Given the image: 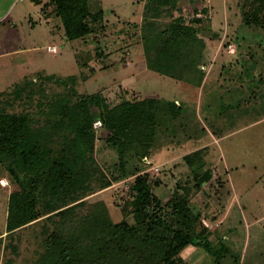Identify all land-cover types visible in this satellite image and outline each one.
<instances>
[{
    "label": "rangeland",
    "instance_id": "obj_1",
    "mask_svg": "<svg viewBox=\"0 0 264 264\" xmlns=\"http://www.w3.org/2000/svg\"><path fill=\"white\" fill-rule=\"evenodd\" d=\"M240 1L202 0L200 10L205 9L208 15L195 28L206 46L204 68L210 73L207 78L212 85L202 89L146 68L138 45L144 0L89 1L92 11L100 7L104 12V29L99 28L94 38L98 44L91 43V39L66 40L61 22L50 8L42 9V5L29 0H0V100H9L8 113H33L32 118L41 113L35 105L38 100H54L55 105L48 106V120L37 114L39 119L33 121L57 122L54 145L71 144L67 114L77 107L80 97L99 94L107 106L126 98L162 99L154 139L146 147L129 145L133 150L125 153V160L128 171L146 169L150 182L159 180L163 184L154 190L163 201L182 192L179 187L189 189L188 207L194 215H201L209 242L205 246L189 244L179 253L176 264H264V43L256 42L257 35L264 38V30H241V14L236 10ZM185 3L186 0L179 1L177 13L165 10L161 22H168L172 16L186 24L190 22L199 8ZM236 32L244 34V41H232L230 35ZM241 43L242 49L238 46ZM229 45H233L234 52H228ZM51 47H56L55 53L47 51ZM78 62L85 63L88 69L82 71ZM90 71L93 76L74 86L78 96L69 92L70 86L43 78L79 77L81 72L89 76ZM60 98L65 100L64 105H56ZM90 114L98 121V110ZM212 132L214 137H210ZM223 133L226 135L218 136ZM204 136L209 141L207 147L187 154L192 156V166L184 165L180 158L174 160V165L162 164L164 158L182 150L171 151V146L184 142L191 151L199 144L195 138ZM42 138L49 145L45 134ZM88 138L93 141L90 155L104 175L111 177L121 172L119 151L108 145L109 133L103 128L95 130L92 124ZM144 152L148 164H144L145 156L140 160ZM196 158H201V166L195 163L200 161ZM194 173L209 175L210 183L195 190ZM133 179L111 183L83 202L87 206L102 202L113 223L125 220L133 224L132 216H125ZM1 180L8 184H0V264H30L40 246L30 241L19 251L10 250L5 228L14 189L5 177Z\"/></svg>",
    "mask_w": 264,
    "mask_h": 264
},
{
    "label": "trees",
    "instance_id": "obj_2",
    "mask_svg": "<svg viewBox=\"0 0 264 264\" xmlns=\"http://www.w3.org/2000/svg\"><path fill=\"white\" fill-rule=\"evenodd\" d=\"M89 1L46 0L42 9L50 8V13L59 18L66 40L86 39L87 42L91 39V43L98 44L99 40L94 38L99 28L104 29V12L100 7L92 11ZM179 1L144 0L138 45L143 50L147 69L200 87L206 74L205 43L199 39L195 26L203 20L192 19L186 24L183 19L174 17L161 22L164 11L176 9ZM31 2L39 5L42 0ZM236 10L241 14L242 31L264 30V0H241ZM201 11L206 13L205 9ZM243 35L236 32L230 37L232 41L241 42ZM256 37L259 45L264 43V38ZM241 45L238 44L242 49ZM79 66L82 71L87 68L85 63ZM90 72L89 76L81 72L79 77L43 78L70 86L69 92L77 95L75 84L93 76V71ZM80 98L77 107L67 114L71 129L69 145H54L57 122H44L48 106L54 100L37 101L35 105L41 111L37 114L44 118L38 122H33L39 119L37 114L32 118L33 113H8L9 100H0V178L5 177L14 189L7 207L5 228L10 250L16 252L30 241L38 242L40 251L30 264H176L179 253L189 244L207 245L209 233L201 225V215H194L188 207L186 186L179 187L182 192L163 201L154 191L163 186L159 180L150 182L146 169H126L125 153L133 150L128 146L137 143L138 148L146 147L154 139L159 125L155 118L162 99L126 98L107 106L99 94ZM27 99L31 101V93ZM64 102L60 98L56 105H64ZM93 109L98 110L101 128L109 133V147L119 151L121 174L106 177L90 155L93 141L88 134L95 122L90 114ZM37 126L41 129L36 130ZM42 134L50 146L40 140ZM55 146H59L58 149H53ZM145 154H141V162ZM190 158L192 156H186L184 160L192 166ZM196 159L200 161L195 163L201 166V158ZM196 175L194 173L193 186L199 191L211 178L206 174ZM128 177L134 179L129 186L125 216H132L133 224L125 220L113 223L102 202L91 206L83 202L88 195Z\"/></svg>",
    "mask_w": 264,
    "mask_h": 264
},
{
    "label": "crops",
    "instance_id": "obj_3",
    "mask_svg": "<svg viewBox=\"0 0 264 264\" xmlns=\"http://www.w3.org/2000/svg\"><path fill=\"white\" fill-rule=\"evenodd\" d=\"M29 1H31V0H29ZM46 2V0H42V3L41 4H39V5H43L44 3ZM193 4V6L194 7H197V8H199L200 9V5H202V4H204V2H202V0H199L198 2H196V0H186V3L185 4H187V5H189V4ZM142 6V5H141ZM176 8H178V5H177V7ZM175 13H177L176 12V10L174 9L173 10ZM198 11V10H197ZM171 18H173V16L171 17ZM212 29V28H211ZM205 48H206V46H205ZM204 52H205V50H204ZM205 57V56H204ZM217 61V57L215 58V62ZM203 65H205L204 64V61H203ZM205 67V66H204ZM205 69V68H204ZM208 75H210V73L208 74V72L205 74V77H204V80H203V83H202V85L200 86V87H202V89H204L207 85H208V87L209 86H212L211 85V81L210 82H208L209 80H208V78H207V76ZM212 75V74H211ZM214 77L215 76H213L212 78H213V80H214ZM213 84H214V82H213ZM199 87V88H200ZM230 134V133H229ZM226 134H219L218 136H221V137H223V136H225ZM215 135H214V133L212 132L211 133V135H210V137H214ZM196 139V143H199V144H197L196 146H194L193 147V149H191V151L190 150H188V149H186V147H185V145H184V142H182V144H179V145H177V147H174V146H171V151H172V148H174V149H177V151H180V149H181V147H182V150L180 151V152H177V153H172L173 155H170V156H167L166 158H164L163 160H162V164H164V165H166V166H168V165H174L173 164V162H174V160H176V159H178V158H180L184 163V165H186V166H188L186 163H185V160H184V158L187 156V154H189V153H191L194 149H197V148H203V147H207L206 145H208V143H209V141H208V139H207V137L206 136H204V137H200V138H195ZM200 140H202V142L200 141ZM217 140H219V139H217ZM204 141H205V143H204ZM190 142H192V140H190ZM212 142V141H211ZM189 148V147H188ZM167 149V148H166ZM210 149H211V147H210ZM208 150H209V148H208ZM159 156V155H158ZM145 158H146V156H145ZM147 161V162H146ZM146 161H144V164H148L149 163V160H147V158H146ZM157 167H158V165H156ZM154 167V166H153ZM157 167H156V169H157ZM157 171H159L158 169H157Z\"/></svg>",
    "mask_w": 264,
    "mask_h": 264
},
{
    "label": "built area",
    "instance_id": "obj_4",
    "mask_svg": "<svg viewBox=\"0 0 264 264\" xmlns=\"http://www.w3.org/2000/svg\"><path fill=\"white\" fill-rule=\"evenodd\" d=\"M206 15H208V14H204V13H202V11L199 9L198 12L192 14V17H193V18H197V19H201V18L204 19V17H205ZM193 18H192V19H193ZM234 50H235V48L233 47V45H229V46H228V52H229V53L234 52ZM47 51L50 52V53H55V52H56V47H51V48H49ZM93 128H94L95 130L101 128V122H100V121H96V122H94V123H93ZM0 184L3 185V186H5V185H7V182H6V181L4 182V181L1 180V181H0Z\"/></svg>",
    "mask_w": 264,
    "mask_h": 264
}]
</instances>
